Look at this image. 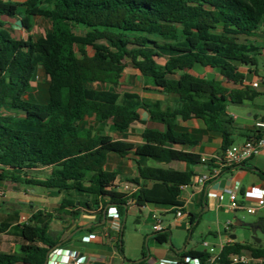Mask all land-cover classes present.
Returning <instances> with one entry per match:
<instances>
[{"label": "trees", "instance_id": "1", "mask_svg": "<svg viewBox=\"0 0 264 264\" xmlns=\"http://www.w3.org/2000/svg\"><path fill=\"white\" fill-rule=\"evenodd\" d=\"M17 16L29 30L35 17L48 19L51 30L16 39L3 18ZM262 51L264 0H0V181L64 193L54 213L73 219L82 211L102 215L107 210L108 215L111 208L124 217L131 201L139 207L181 209V186L191 184L192 166L199 158L174 148L191 141L175 133L177 119H201L210 131L222 133L224 154L233 145L235 130L228 106L252 99L248 91L226 88L193 74V69H218L224 78L242 82L238 65L256 66ZM39 69L50 81L46 104L32 95ZM128 71L142 77L144 92L162 93L166 100L101 88L116 87ZM27 94L31 101L25 100ZM140 111L165 127L145 130L142 145L115 141L79 125L91 114L100 124L117 119L115 129L123 132L140 119ZM111 153L181 162L187 169L139 166V176L128 180L139 190L128 195L115 186L119 172L105 169ZM38 168L50 170L37 178L33 172ZM54 217L38 212L29 223L17 225L24 243L18 254L0 253V264H45L61 239L49 229ZM196 221L193 216L191 224ZM155 237L161 244L169 238L166 231ZM122 243L119 234L120 248ZM244 250L264 256L262 245L235 244L224 247L221 262L228 264L231 255ZM188 255L202 264L210 258L207 252Z\"/></svg>", "mask_w": 264, "mask_h": 264}, {"label": "crops", "instance_id": "2", "mask_svg": "<svg viewBox=\"0 0 264 264\" xmlns=\"http://www.w3.org/2000/svg\"><path fill=\"white\" fill-rule=\"evenodd\" d=\"M24 1L13 0L16 3ZM40 19L48 21V29L45 32L50 31L51 22L41 17L33 19L31 30L28 29L25 20L19 16L4 17L3 26L11 30L16 39L26 40L30 36L37 38L45 34V32H36ZM258 57L264 60V51ZM165 61L163 59L161 64L164 65ZM238 68L243 75L242 82L228 80L220 74L218 69L201 65H197L192 71L199 77L218 81L226 88L248 91L251 94V100L228 106V112L234 118L235 130L231 136L233 145H242L248 140L257 139L259 133L255 128V122L264 114V75L259 74L258 61L254 67L238 65ZM130 79L132 86L135 82V89L126 90L120 94L132 92L152 101L166 100L167 97L162 93L144 92L143 79L134 71L125 73L121 83L127 84L131 81ZM42 84L46 92H44V97L47 99L44 103L38 99L39 86ZM49 84V77L42 69H39L32 82V95L38 103H48ZM255 84L258 86L255 87ZM101 88L117 91V87L110 85H104ZM25 100L31 101L32 98L27 94ZM231 105H235V110L230 108ZM1 112L9 113L6 109ZM117 122V119H111L100 124L95 120L94 115L89 114L79 125L82 129L87 128L95 133L108 135L115 141L135 145L145 143L143 139L145 130H165L164 125L152 122L145 111H140V119L131 122L129 128L123 132L115 129ZM175 133L188 135L191 141L185 145H176L174 148L199 158V163L192 166L194 177L191 184L181 186L179 197L183 204L181 209L158 208L153 204L139 207L131 201L124 210V217L114 218L107 215L103 224L104 214L82 211L77 219H73L67 214H55V210L66 197L64 193L43 187L0 181V253L18 254L20 252L24 240L16 226L29 223L32 216L38 212L55 215L50 222L49 229L54 236L61 238L54 247L56 249L53 248L48 264H202L199 260L189 257L190 251L207 252L210 258L206 264H225L221 262V252L226 246L248 244L253 248H258L259 245L264 248V240L257 239L259 232L264 234V207L260 208L255 215H251L256 219L246 221L245 214L248 213L245 210L233 211L230 208L228 195L224 193L226 189L234 188L237 185L239 202L246 206H257V201L247 198L246 194L253 188L264 192V178L260 176V173L264 174V150L241 165L220 170V158L223 154L222 133L210 131L203 120L196 118L189 120L178 118L175 123ZM139 166L170 168L180 172L187 169L186 164L181 162L165 164L147 157L133 154L121 157L114 153L109 154L105 169L109 172H119L115 182V186L118 188L124 183H131L128 180L139 176ZM49 170L38 168L34 170L33 176L44 178ZM214 170H220L216 177L206 184L199 182L201 176L210 175ZM222 194H224V199L220 200ZM178 212L182 213L181 217L177 216ZM153 214H157L162 220V231H166L169 236L167 243L161 244L156 240V232L153 230L151 221ZM193 216L197 218V221L192 225L191 218ZM124 220L125 225L129 220L138 223L136 227L132 228L126 240H124L125 225L122 231ZM204 223V232H207L210 238L203 237L200 242L196 243L193 240V235L197 228ZM237 223L251 224L253 228L240 226ZM88 226L90 227L87 228ZM73 233H75L74 236L68 239ZM119 234L122 235L123 241L121 248ZM72 253H76L75 259L71 257ZM241 253L253 256V253L248 250ZM139 261L141 262L137 263Z\"/></svg>", "mask_w": 264, "mask_h": 264}, {"label": "built area", "instance_id": "3", "mask_svg": "<svg viewBox=\"0 0 264 264\" xmlns=\"http://www.w3.org/2000/svg\"><path fill=\"white\" fill-rule=\"evenodd\" d=\"M257 86L258 84H255V87ZM255 128L259 132V136L257 139L248 140L242 145H231L224 151L223 157L221 159L220 170L223 168L241 165L254 155L264 150V114L258 120H256ZM220 170H214L210 175L205 174L201 176L199 178V182L202 184H206L207 182L212 180V178L216 177L219 174ZM117 189L121 193L133 195L139 190V187L133 183H124ZM224 193L228 195L230 208L233 211L245 210L248 214L255 215L260 208L264 207V192L260 189L253 188L251 192L246 194L247 198L252 200L255 199L257 201V206H246L239 202V189L237 185H235L234 188L226 189ZM223 199L224 194L220 196V200ZM108 215L114 218H118L119 216L115 208L109 209ZM177 216L181 217L182 213L178 212ZM151 221L153 230L155 232H161L163 230L162 220L160 216H158L157 214H153L151 217ZM71 257L75 259L76 253H72ZM228 264H264V256L255 257L252 255H247L245 253L236 254L229 259Z\"/></svg>", "mask_w": 264, "mask_h": 264}, {"label": "rangeland", "instance_id": "4", "mask_svg": "<svg viewBox=\"0 0 264 264\" xmlns=\"http://www.w3.org/2000/svg\"><path fill=\"white\" fill-rule=\"evenodd\" d=\"M48 24L49 23H48L47 20H41L40 19L39 22H38V26L36 28V32H38V33H40V32L44 33L45 30L48 29ZM77 28L80 29V27H78V26H77ZM102 43L107 44L105 41H102ZM88 52H89V55H91V56L94 54V51L91 48L88 49ZM257 61L259 63V74L260 75H264V60L261 57H257ZM133 85L134 86H132V80H131L127 84H125V82H122L121 84L117 85L116 87H117V91L119 93H122V92H124L126 90H134L135 89V85H136L135 82H133ZM39 89H40V91L38 93L39 94L38 95V99L40 100L41 103H44V102L47 101V99H46V97H44V94L46 92H45V89H44L43 84L39 86ZM230 108H232L233 110H235V105H233V106L231 105ZM245 217L247 219L246 221H251V220L253 221L254 219H256V217H253V216L248 215V214H245ZM142 223L145 225V223H144L143 220H142ZM137 225H138V223H134L131 220H129L126 223V225H125L126 226V229H125V239L124 240H126V238L129 237V235H130V233L132 231V228L136 227ZM204 230H205V223L202 224L201 226H199L197 228L196 232L193 235V240L196 243L197 242H200L203 237L210 238V236L207 234V232H204ZM202 233H203V235H202ZM257 239L258 240L259 239L264 240V234L259 232L257 234Z\"/></svg>", "mask_w": 264, "mask_h": 264}, {"label": "water", "instance_id": "5", "mask_svg": "<svg viewBox=\"0 0 264 264\" xmlns=\"http://www.w3.org/2000/svg\"><path fill=\"white\" fill-rule=\"evenodd\" d=\"M106 218H107V210H105L104 211V216H103V221H102V223L104 224L105 223V221H106ZM124 225H125V220H124V223L122 224V231H123V228H124ZM237 225H240V226H247V227H251V228H253V226L251 225V224H239V223H237ZM90 226H88L87 228H89ZM76 233V232H75ZM75 233H73V234H71L69 237H68V239H70V238H72V236H74V234ZM122 234V233H121ZM122 236V235H121ZM56 248H54V250H55ZM53 252V249H51L48 253H47V257H46V261H45V264H48V262H49V256H50V254ZM141 261H139V262H137V263H140Z\"/></svg>", "mask_w": 264, "mask_h": 264}]
</instances>
